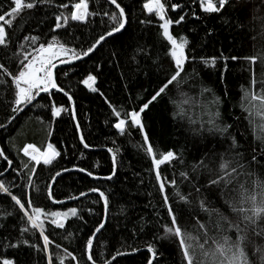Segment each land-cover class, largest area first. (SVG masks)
Segmentation results:
<instances>
[{
	"label": "trees",
	"instance_id": "obj_1",
	"mask_svg": "<svg viewBox=\"0 0 264 264\" xmlns=\"http://www.w3.org/2000/svg\"><path fill=\"white\" fill-rule=\"evenodd\" d=\"M61 2L67 3L69 0H55V4ZM117 2L121 3L129 14L130 27L126 26L127 31L109 38L101 49L87 59L57 69L58 84L73 96L75 121L79 122V133L85 137L89 148L85 149L79 142L71 111L62 113L58 118H51L50 101L43 93L37 99L44 107L29 106L8 124V119L16 115L11 111L10 104L14 98V87L11 79L0 69V79L6 80V84L0 85V124H7L6 128H0V149H4L5 154L13 161L12 168H7V161L0 158V170L7 169L5 175L0 176V181L9 187L12 194L20 197L26 207L27 200L31 198L34 206L42 207L46 212H66L69 208L76 207L78 215L83 217V219L70 217L65 229H56L54 225L45 221V234L49 235L52 241L49 252L53 257V264H60V260H63L64 264H90L84 251V243L104 215L99 197L94 194L87 195L93 187L99 188L110 197L108 222L94 240L93 257L96 264H105L106 261H111V264H147L150 254L147 252L146 243L157 245L158 251L163 253L161 259L164 264H182V255L175 238L163 241L153 239L163 235L161 225H170V218L167 216L163 197L159 193V185L155 180L151 159L146 154L143 137L135 128L131 129V135L121 136L113 126L116 117L109 107L111 103L122 112L138 110V107L151 97L157 85L166 80L174 67L170 57L166 55L170 45L163 40L162 30L158 27L162 22L154 14L149 15L143 9V3L147 0ZM175 2L185 4L184 11H190L187 7L190 0H169L170 18H177L178 12L182 14L179 9L177 12L171 11L170 3ZM9 4L10 0H0V10L8 9ZM55 4L50 9L44 8L34 13L36 19L45 20V24L40 28L35 27V19L25 23L29 14L24 13L25 19H18L15 22L13 40L29 33L36 34L41 30L50 33V26H54L53 14L59 11ZM91 7L93 9L97 7L94 0ZM100 7L115 10L103 2ZM197 14L202 16L201 20L188 16L185 17L184 23L178 26L173 24L171 29L175 36L185 35L191 41L188 47L194 48L197 60L186 64L185 68L189 74L195 68L197 73L195 79L185 77L187 82L181 81L179 85H170L169 95L158 99L150 105V110L143 114L145 131L157 152L173 150L178 154L184 153V164L173 161L171 165H163L161 171L167 181L176 179L179 190L184 195L191 194L189 198L192 204L188 207L173 196L174 190L167 186L166 181L169 203L178 214L179 222L189 229L195 225L197 217L202 222L206 219V215L198 208V198H210L213 205L219 207L226 215H231L219 189L215 186L202 187L200 193L192 187L193 184L200 187L207 183L209 179L207 170L199 174L193 173L190 180H184L180 176L181 171L192 173L191 166L198 163L213 146L217 152H223L228 147V143L218 135H210L207 132L203 135L195 134L199 123H191L188 117L197 122L207 121L209 118L204 108L194 106L195 102L207 104L214 95L220 97L219 110L222 122L233 125L232 134L237 137L242 146L241 150L250 159L253 147L257 143L254 139L257 132L249 126L246 114L240 108L241 90L250 88L251 81L255 78L257 80L255 90L259 91V81L264 79V65L259 61L253 65L250 60L245 59L257 54L264 55V39L259 38L260 25L264 23L259 19L264 17V3L261 0H251L247 5L242 3L235 9L229 8L221 14L231 17L228 23L222 18H217L216 14L205 16L199 11ZM237 16L245 24L243 30L236 25ZM103 20L105 23L101 24V17L96 16L89 25L70 22L68 29L59 31L64 34L63 38H67L68 33L79 38L73 46L78 49L81 46L87 48L107 30L108 18L103 17ZM141 20H150L151 23L141 24ZM208 31L212 34L206 35ZM253 36L258 38L254 40ZM48 38L50 39V35ZM18 43L17 41V51ZM113 52L116 53L115 56L112 55ZM232 56L240 59L233 61L230 59ZM200 57L206 59L217 57L215 67L205 66L200 62ZM155 59L159 60L158 64H153ZM0 63H3L8 71L15 73L17 70L18 61L13 57L11 49L0 48ZM64 71L69 74L65 76ZM88 74L97 76V82L93 85L98 89L95 93L82 82ZM202 88H209L212 92L205 93L202 97L200 95ZM53 99L59 102L57 106L63 105L71 109L72 103L63 95L57 93ZM185 100L189 102L184 103ZM180 107L185 109L187 114L174 119L173 114ZM28 143L34 144L41 151L46 150L47 145L52 143L61 152V156L53 165L37 167L31 187L28 183V172L22 168V162L28 163V160L20 151ZM108 149H112L117 157L116 176L111 181L94 180L93 177L96 176L111 175L112 160L110 153L106 151ZM209 159L212 157L209 156ZM78 168L85 171L67 172L52 184V177L56 171L64 172V169L71 171ZM260 171L264 172V169ZM17 172L21 175H17ZM88 172H91L92 176H89ZM49 184L52 185L54 198L59 201L73 200L72 197L80 198L67 205L55 206L47 198ZM82 192L86 193L83 197ZM121 208L126 210V215L120 214ZM22 216L23 213L19 211L11 197L0 193V223L5 225V228L0 229V264L5 258L13 260L14 264H48L47 254L43 251L38 252L24 244H20L18 248L2 247L9 241L16 244L23 239L43 248V239L38 230L21 236L20 229L26 226V221L21 222ZM233 218L235 219L234 216ZM141 227L143 231H139ZM134 232L137 235L134 236ZM5 237L8 239L5 240ZM256 239L264 243L259 241V238ZM129 244L140 248L141 251L132 253ZM117 251L130 254L121 257L116 255ZM72 256L76 259L73 260ZM113 256H116L115 260L112 259ZM153 264H156V261H153Z\"/></svg>",
	"mask_w": 264,
	"mask_h": 264
},
{
	"label": "snow or ice",
	"instance_id": "obj_2",
	"mask_svg": "<svg viewBox=\"0 0 264 264\" xmlns=\"http://www.w3.org/2000/svg\"><path fill=\"white\" fill-rule=\"evenodd\" d=\"M97 7H91L93 0H69V2H61L55 4V0H10L9 8L0 10V48L11 49L13 57L18 61L17 70L15 73L8 71L3 63H0V69L4 70V74L11 79V84L14 87V98L10 102L11 111L13 115L8 119V124L16 119V116L24 112L29 106L44 107L40 104L38 97L41 94H46V98L50 101V115L55 119L61 116L62 113L71 111L72 119L76 120L75 101L73 96L69 94L60 84H58L57 69L60 65H71L75 61L84 60L85 57H90L98 49H101L109 38L115 37L116 34H123L130 27L129 14L126 8L122 6L117 0H94ZM107 5H114L115 10H108L101 8V3ZM251 0H190L187 7L190 11H184L185 4L180 2L170 3L171 11L177 12L179 9L182 14L177 13V18H170L168 15L169 0H147L143 3V9L149 14H154L155 17L161 21L158 25L162 30L163 40L167 41L170 48L167 49L166 55L170 57L171 63L174 67L171 69L170 75L165 81L157 85V89L138 110L119 111L109 103L112 108L113 115L116 117L114 128L121 136L131 135V129H138L143 137V144L146 146L145 151L151 159L152 170L155 172V180L159 185V193L163 197V203L167 208V216L170 218L169 224H162L163 235L154 237L156 240H171L175 238L178 241L179 249L182 255V264H264V79L259 81L260 90L256 91L255 86L257 80L255 78L251 81V86L248 89H242V97L240 100V108L246 114L248 124L257 134L254 139L257 141L253 147V154L249 159L244 151L241 150L237 137L232 134V124L222 122L220 113L221 100L218 96H213V99L207 104L195 102L194 106L204 108L205 114L208 115L207 121H193L189 116L191 123H199V128L196 129V135H203L207 132L210 135H218L223 141L228 143V147L223 152H217L215 146L206 152L198 163L193 164L192 173L181 171L180 176L184 180H190L193 173L199 174L207 170L209 179L206 184L197 187L192 185L197 193L201 192L202 187L212 188L215 186L219 189L220 195L223 198L224 204L231 211V215H226L219 207L211 203L210 198H198V208L206 215V219L202 222L199 217L196 218L195 225L191 229L182 225L178 220V214L174 211L172 204L169 203L170 197L166 192L167 178L162 175L161 168L165 164L171 165L173 161L184 164V153L179 154L173 150L166 152H157L154 145L150 142L148 133L145 131V124L143 122V114L146 110H150V105L158 99L164 98L171 92L170 85H179L181 81L187 82L188 79H195L197 75L195 68L189 74L186 71L185 65L194 63L197 60L194 54V48L189 49L191 41L185 36H175L171 31L173 24L180 25L185 22V17L190 16L195 20H201L202 16L197 14V11L205 14V16H212L216 14L217 18L224 19L225 23L231 20V17L222 16L229 8L235 9L242 3L247 5ZM264 3V0H261ZM55 7L59 10L54 13V26H50V33L43 30L36 34H26L16 37L13 40V34L16 31L15 22L24 20V13H28V20H36L35 27L40 28L45 24V20L36 19L34 13L39 12L44 8ZM195 5V7H193ZM243 11V8L241 9ZM259 10V8L257 9ZM100 16L101 24H104L103 17H107V30L104 34L99 35L87 48L82 46L78 49L73 46L78 37L71 33L67 34V38H63L59 30L68 29L70 22H76L82 25H89L92 23V18ZM252 19H257L252 17ZM264 21V17H260ZM141 24L151 23L150 20H141ZM236 25L241 30L244 29L245 24L236 18ZM22 27V26H21ZM195 31V29H193ZM208 31L206 35H211ZM50 35V39L48 38ZM253 36V39H257ZM259 38L264 39V23L260 25ZM17 41L18 49L17 51ZM116 55L115 52L112 53ZM223 55V54H221ZM135 60V56H133ZM200 62L205 66L215 67L217 57L204 58L200 57ZM225 60L229 58H224ZM231 60L235 61L240 57L232 56ZM250 60L251 64H256L258 61L264 65V55L257 54L253 57H245ZM159 60H153V64H158ZM162 67V66H161ZM99 65L97 66V70ZM63 71V70H62ZM225 71L227 68L225 67ZM63 74L67 76L69 73L64 71ZM183 74V75H182ZM147 75V73H145ZM83 84L92 92H97L98 89L93 85L97 82V76L88 74L86 79H83ZM6 84V80L0 79V85ZM147 91V89H145ZM63 93L67 97L68 102L72 103V108L68 109L63 105L57 106L59 103L53 97L57 93ZM212 92L209 88H202L200 95L203 97L205 93ZM103 95V93H101ZM143 99V98H141ZM34 102H36L34 104ZM175 103V101H172ZM185 100L184 103H188ZM186 110L180 107L177 112L173 114L175 119L177 116H185ZM43 123V121H41ZM7 124H0V128H6ZM76 130L79 132L80 125L76 122ZM51 134V133H49ZM80 143L85 149L89 148V144L85 142V137L81 134ZM23 156L27 158L28 163L22 162V168L28 172V183L32 186V178L36 175L37 167L40 165L51 166L53 162L61 156V152L53 146L52 143L47 145L46 150L41 151L32 143L26 144L20 149ZM112 153V172L111 175L105 177H93L94 179H105L111 181L116 176L117 157L112 149H108ZM209 156L212 159H209ZM218 157V159H217ZM0 158L7 161V168H12L13 161L5 154L4 149H0ZM0 170V176L5 175V171ZM63 171H69L64 169ZM76 171L84 172L85 169L78 168ZM92 176L91 172L87 173ZM17 175H21L17 172ZM62 175L61 171H56L55 176L52 177V182H56V177ZM142 183V181H141ZM167 186L171 187L174 192L173 196L188 207H191L192 201L190 195L186 196L179 190V185L175 178L167 181ZM90 192L98 193L99 199L103 202V218L101 222L94 228L84 243V251L87 254V261L90 264H96L93 257V246L96 234L105 229L108 222V213L110 210V197L99 188L93 187ZM0 193H5L11 197V200L19 207V211L23 213L21 222L26 221V226L20 229V234L32 233V230H38L43 239V248L41 249L37 244L29 243L27 240H19L16 244H11L9 241L2 245L4 248L12 247L18 248L20 244H24L36 251H43L47 254L48 264H53V257L49 252V245L52 241L49 235L45 234V221L54 225L56 229H65V224L70 217L83 219L78 215L76 207H71L66 212L51 211L46 212L44 208L33 205L32 199L27 200V207L22 202L21 198L12 194L9 187L0 181ZM86 193H81V196ZM47 198L53 204L62 203L53 196L52 185H48ZM77 199V197H72ZM121 215H126V210L121 208ZM12 215V213H7ZM235 217V219L233 218ZM6 218V217H5ZM51 218V219H49ZM70 227V226H69ZM5 228V225L0 223V229ZM139 231H143L141 227ZM234 234L231 235V234ZM133 235H137L136 232ZM8 237H5L7 240ZM59 247V246H57ZM132 253L141 251L140 248L132 244L128 245ZM147 252L151 254L147 264H164L161 259L162 252L158 251L155 243H146ZM128 252L117 251V256L129 255ZM71 255V253H68ZM75 260L76 257L72 256ZM113 260L116 256L112 257ZM2 264H14L11 259H3ZM60 264H64L60 260ZM105 264H111V261H106Z\"/></svg>",
	"mask_w": 264,
	"mask_h": 264
},
{
	"label": "water",
	"instance_id": "obj_3",
	"mask_svg": "<svg viewBox=\"0 0 264 264\" xmlns=\"http://www.w3.org/2000/svg\"><path fill=\"white\" fill-rule=\"evenodd\" d=\"M114 9H115V6L114 5H111ZM117 35V34H116ZM88 57H85L84 58V60L85 59H87ZM81 61H83V60H81ZM81 61H75L74 62V64H71V65H75V64H77V63H79V62H81ZM71 65H60L59 67H58V69L59 68H62V67H68V66H71ZM59 94H61V95H63V93L61 92V93H59ZM64 96V95H63ZM66 99H67V97L66 96H64ZM71 108H72V106H71ZM73 122H74V124L76 125V121L75 120H73ZM77 134H78V139H79V137H80V133L79 132H77ZM79 142H80V139H79ZM82 145V144H81ZM108 153H110L108 150H106ZM110 155H111V157H112V154L110 153ZM73 171H76V170H71V171H64V172H61L62 173V175L63 174H65V173H67V172H73ZM77 172H80V171H77ZM83 174H85V173H83ZM86 175V174H85ZM58 177H56V179H57ZM94 179V178H93ZM94 180H99V179H94ZM52 184H53V182H52ZM90 194H94V195H97L98 196V193H93V192H89L87 195H90ZM81 197H83V196H81ZM99 197V196H98ZM80 198V197H79ZM79 198H77V199H79ZM77 199H73V200H66V201H61L62 203H59V204H54L55 206H62V205H67V204H70L71 202H73V201H75V200H77ZM51 201V200H50ZM52 202V201H51ZM102 202V201H101ZM53 204V203H52ZM102 204H103V202H102ZM97 235V234H96ZM150 254V253H149ZM150 256H151V254H150Z\"/></svg>",
	"mask_w": 264,
	"mask_h": 264
}]
</instances>
